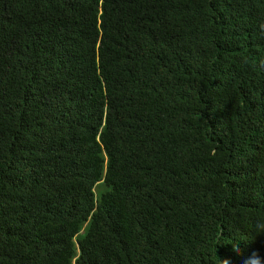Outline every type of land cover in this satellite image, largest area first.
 Segmentation results:
<instances>
[{"label": "trees", "instance_id": "1", "mask_svg": "<svg viewBox=\"0 0 264 264\" xmlns=\"http://www.w3.org/2000/svg\"><path fill=\"white\" fill-rule=\"evenodd\" d=\"M264 257V0H0V264Z\"/></svg>", "mask_w": 264, "mask_h": 264}, {"label": "clouds", "instance_id": "2", "mask_svg": "<svg viewBox=\"0 0 264 264\" xmlns=\"http://www.w3.org/2000/svg\"><path fill=\"white\" fill-rule=\"evenodd\" d=\"M222 264H230V261L226 259ZM245 264H264V257L254 253L252 256L245 258Z\"/></svg>", "mask_w": 264, "mask_h": 264}]
</instances>
